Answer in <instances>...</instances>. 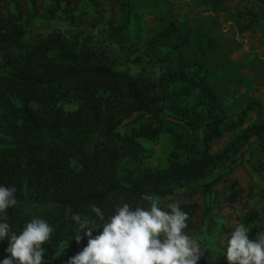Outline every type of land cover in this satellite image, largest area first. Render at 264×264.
Wrapping results in <instances>:
<instances>
[{
  "label": "trees",
  "instance_id": "obj_1",
  "mask_svg": "<svg viewBox=\"0 0 264 264\" xmlns=\"http://www.w3.org/2000/svg\"><path fill=\"white\" fill-rule=\"evenodd\" d=\"M21 2L30 0H0V5L12 6V11L0 17V186H15L17 202L33 200L55 206V212L38 217L54 230L43 245L44 261L67 264L87 245L86 237L80 243L74 239L73 214L94 218L90 207L95 204L107 219L122 203L145 207L142 195L165 197L174 186L201 179L235 145L231 141L214 154L209 150V141L220 134L222 118L198 126L188 123L203 133L198 148L190 144L185 160L164 168L141 167L143 148L137 138L153 137L163 129L167 96L154 90L184 80L178 91L187 95L197 90L206 107L219 111L209 86L204 80L185 78L180 71H166L155 82H137L127 70L103 63L95 51L66 43L58 32L25 39L24 24L32 9L23 10ZM62 2L69 0H52L53 8L46 7L45 14L51 16ZM124 5V23L116 30L128 21V2ZM70 102H75V108L64 111L61 105ZM248 109L249 105L243 107L239 116ZM131 113H135L133 120L145 116L149 124L120 135L118 122ZM246 133L256 138L263 135L264 119L246 127L242 136ZM217 180L203 182L199 189L209 192ZM232 187L225 194L229 204L236 195ZM180 207L185 212L189 209ZM7 216L10 230L17 234L29 222L16 206L7 210ZM98 234L99 230L93 236ZM7 247V239L0 241V261L8 255Z\"/></svg>",
  "mask_w": 264,
  "mask_h": 264
},
{
  "label": "rangeland",
  "instance_id": "obj_2",
  "mask_svg": "<svg viewBox=\"0 0 264 264\" xmlns=\"http://www.w3.org/2000/svg\"><path fill=\"white\" fill-rule=\"evenodd\" d=\"M126 1L128 21L116 30L124 23ZM19 7L32 9L24 24L25 39L58 32L66 43L95 51L103 63L127 70L137 82H155L166 71L204 80L219 111L206 107L197 90L187 95L178 91L184 80L154 90L167 96L163 129L153 137L137 138L143 148L140 166L157 170L185 160L186 148L190 144L198 148L203 135L200 128L192 130L186 124L222 118L220 134L209 141V150L218 153L231 141L235 147L201 179L174 186L172 194L159 198V206L173 202L189 206L185 231L204 251L198 264H227L225 241L239 223L250 229L253 239L264 233V134L242 136L246 127L264 119V0H69L51 16L44 10L53 8L52 0H30ZM7 10L12 6L1 4L0 17ZM246 105L249 109L240 117ZM61 108L73 110L75 102ZM134 116L120 118V135L149 124L145 116L133 120ZM215 177L209 192L199 189ZM231 184L236 195L229 204L225 194ZM16 207L29 222L56 210L51 203L33 200L20 201Z\"/></svg>",
  "mask_w": 264,
  "mask_h": 264
},
{
  "label": "clouds",
  "instance_id": "obj_3",
  "mask_svg": "<svg viewBox=\"0 0 264 264\" xmlns=\"http://www.w3.org/2000/svg\"><path fill=\"white\" fill-rule=\"evenodd\" d=\"M15 194V186H0V241H8V255L0 264H45L43 245L54 230L44 219L33 218L19 234L11 231L7 210L17 205ZM142 200L147 207L122 203L107 219L95 204L90 207L94 218L73 214L74 239L80 243L86 237L87 245L67 264H198L204 251L185 231L188 213L178 202L160 207L155 195L144 194ZM249 232L239 223L226 239L227 264H264V233L253 239Z\"/></svg>",
  "mask_w": 264,
  "mask_h": 264
},
{
  "label": "crops",
  "instance_id": "obj_4",
  "mask_svg": "<svg viewBox=\"0 0 264 264\" xmlns=\"http://www.w3.org/2000/svg\"><path fill=\"white\" fill-rule=\"evenodd\" d=\"M249 45V44H248ZM249 48V47H248Z\"/></svg>",
  "mask_w": 264,
  "mask_h": 264
}]
</instances>
